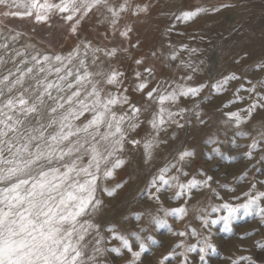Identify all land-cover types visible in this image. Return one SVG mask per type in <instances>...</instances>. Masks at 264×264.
<instances>
[{
    "label": "rangeland",
    "instance_id": "1",
    "mask_svg": "<svg viewBox=\"0 0 264 264\" xmlns=\"http://www.w3.org/2000/svg\"><path fill=\"white\" fill-rule=\"evenodd\" d=\"M26 2L15 0L11 8L0 5V77L18 65L23 68L21 60L31 66L33 56L59 55L74 73H92L102 99L118 101L109 105L110 112L125 118L123 149L117 146L96 173L95 200L100 203L79 218L93 226L86 236V264H132L134 258L119 236L133 251H139L137 236L148 246L136 264H159L170 252L165 264H264V0H101L98 5L77 0L80 11L55 9L39 22L35 12L4 15L24 13ZM55 2L60 0H49ZM84 3L91 6L86 13ZM183 12L197 14L185 20ZM70 14L73 18L66 20ZM112 73L117 82L109 84ZM142 83L147 86L140 90ZM153 89L157 91L149 98ZM187 89L198 91L179 94ZM172 92L175 101L159 102L160 95ZM133 107L139 109L135 115ZM168 112L174 115L170 118ZM231 112L240 114L239 125L227 115ZM92 115L85 113L73 123L82 126ZM100 131H106V125ZM146 142L152 145L150 156L145 154ZM105 148L112 150L101 141L98 149L107 155ZM186 151L192 155L181 160L180 153ZM90 155L83 156L82 165ZM117 160L123 163L113 167ZM165 167V177L177 179L171 186L157 181L159 191L149 187ZM91 170L96 172L95 167ZM208 177L207 186L179 187ZM257 197L250 210L238 211L225 229L222 217L228 213L222 206L238 207ZM179 208L184 213L173 214ZM205 241L214 250L206 249L201 261L199 249ZM192 245L196 249L186 251ZM97 247L103 251L94 252Z\"/></svg>",
    "mask_w": 264,
    "mask_h": 264
},
{
    "label": "snow or ice",
    "instance_id": "2",
    "mask_svg": "<svg viewBox=\"0 0 264 264\" xmlns=\"http://www.w3.org/2000/svg\"><path fill=\"white\" fill-rule=\"evenodd\" d=\"M94 2L98 5L101 0ZM0 5L11 8L15 6V0H11V3L9 0H0ZM23 6L27 9L24 13L9 11L4 15L31 16L35 12V19L39 22L45 20L47 14L55 9L61 13L80 11L77 0H60L59 3L27 0ZM85 8L86 11L89 10L88 6ZM196 14L183 12L181 17L187 20ZM64 18L71 20L73 16L70 14ZM68 59L71 60V54ZM31 60L34 61L31 66L21 60L20 64L25 65L23 68L18 65L15 72L9 71L8 75L0 77V264H86V236L88 229L93 226L87 221L81 223L79 218L87 214L90 206L94 209L100 203L95 200L98 179L96 173L100 170L101 162L107 161L117 150V146L119 150L123 149L125 132L121 125L125 118H117L114 112H110L109 105L116 104L117 99L111 96L106 100L102 99L101 90L91 81L93 74L87 69L82 73L79 70L74 73L59 55L42 58L33 56ZM53 60L59 62L58 65L53 64ZM80 65L83 68V60ZM53 75L55 79H51ZM116 75L112 73L107 78V83H116ZM71 77L74 78L70 79ZM234 78L225 77L223 83ZM86 85H90L91 90ZM146 86L142 83L138 87L143 90ZM156 91L157 89H153L148 92V97L152 98ZM197 91L198 89H187L179 94L195 95ZM176 95L175 92L160 95L159 102L163 104L166 100L175 101ZM255 107V104L251 106L249 115ZM138 111L139 109L132 108L133 115ZM88 112L93 113L92 118L82 126L73 123ZM164 112L165 109L161 107L160 124L164 123ZM173 115L168 112L170 118ZM227 115L235 117L237 125L241 123L239 113L231 112ZM102 125H106L104 132L100 131ZM152 126L157 127L155 120ZM130 127L135 128L136 125L131 124ZM101 141L112 149L105 148L107 155L98 149ZM131 143L135 145L139 141ZM151 146L150 142L145 143L146 156H150ZM255 146L254 141L250 147ZM89 153L88 164L82 165L83 156ZM190 155L192 154L187 151L182 152L180 159ZM122 163V160H117L113 167H119ZM93 167L96 172L91 170ZM167 171L168 167L160 169V174L153 177L149 187H157V181L161 186H171L170 181L177 178H166ZM105 175L110 176L111 171L105 172ZM209 180L211 177L204 181L191 180L187 185L181 184L179 187L183 191L201 183L207 186ZM159 190L157 187V191ZM108 194L112 195L113 192L109 191ZM181 194L182 192H178L177 196ZM256 199L258 197L238 207L224 204L222 207L228 213L222 217L225 229H229L231 220L238 211L243 209L247 213ZM216 211L217 208L213 207L212 212ZM172 212L182 214L184 209H173ZM216 222L211 221L212 224ZM156 223L159 225L161 222ZM179 235L183 236L184 233ZM116 238L131 252L134 258L132 264L140 261L142 253L148 251V246L139 236L136 237L139 251H133L129 241L123 236ZM148 240L152 238L148 237ZM95 244L99 245L100 240H95ZM195 249L196 246L192 245L186 251ZM206 249L214 250L213 245L205 241L204 246L199 249L201 261L204 260ZM93 251L100 253L103 250L97 247ZM111 251L118 253L119 249ZM172 255L170 252L162 257L159 264H165ZM87 259L95 258L88 256ZM233 264H237V261H233Z\"/></svg>",
    "mask_w": 264,
    "mask_h": 264
},
{
    "label": "crops",
    "instance_id": "3",
    "mask_svg": "<svg viewBox=\"0 0 264 264\" xmlns=\"http://www.w3.org/2000/svg\"><path fill=\"white\" fill-rule=\"evenodd\" d=\"M88 1H89V0H88ZM56 2H57V1H56ZM56 2H55V3H56ZM89 3H90V2H89ZM128 4H129V3H128ZM85 6H88V8H91V6L88 5V3H84L83 6L81 5V7H84V10H83V11L86 13V8H85ZM76 16H78V15H76ZM80 17H81V14H80L78 17H76V18H80Z\"/></svg>",
    "mask_w": 264,
    "mask_h": 264
},
{
    "label": "bare ground",
    "instance_id": "4",
    "mask_svg": "<svg viewBox=\"0 0 264 264\" xmlns=\"http://www.w3.org/2000/svg\"><path fill=\"white\" fill-rule=\"evenodd\" d=\"M111 51H109V53H110Z\"/></svg>",
    "mask_w": 264,
    "mask_h": 264
}]
</instances>
